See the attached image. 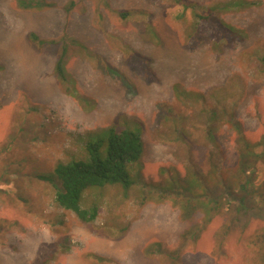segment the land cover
Masks as SVG:
<instances>
[{"label":"rangeland","instance_id":"rangeland-1","mask_svg":"<svg viewBox=\"0 0 264 264\" xmlns=\"http://www.w3.org/2000/svg\"><path fill=\"white\" fill-rule=\"evenodd\" d=\"M47 1L25 10L0 0V264L263 262L252 244L263 217L226 235L225 214L201 229L200 212L184 220L171 200L150 197L214 160L234 174L240 135H264V0ZM64 46L67 89L54 72ZM125 127L142 134L141 180L128 194L88 190L82 203L99 212L82 221L36 175L85 158L88 141L105 152L110 129ZM256 168L259 185L264 162Z\"/></svg>","mask_w":264,"mask_h":264},{"label":"trees","instance_id":"trees-1","mask_svg":"<svg viewBox=\"0 0 264 264\" xmlns=\"http://www.w3.org/2000/svg\"><path fill=\"white\" fill-rule=\"evenodd\" d=\"M237 2H231V5H237ZM17 4L25 10L43 9L53 5L47 0H17ZM28 36L33 42L46 43L45 39H41L33 31ZM66 55L67 46H64L54 66V72L64 88L68 80ZM65 91L78 97L75 92ZM233 127L241 134L239 122L235 121ZM238 144L239 154L233 167L234 174L228 175L226 170L222 172L221 166H218L215 160L206 172H201L193 166L189 174L180 179L179 187L165 189L164 185L161 188V184H154L159 191L153 192L150 200L158 202L171 200L173 206L179 207L180 217L184 220H189L200 212L201 229L211 223L217 215L225 214L226 221L222 228L226 235L237 224L239 225L238 220L242 217L253 215L264 218V181L257 185L254 180L257 172L256 164L260 161L264 162V135L257 141H250L242 133L238 138ZM101 147V141H88L85 146L87 152L85 158L59 162L53 173L36 175L37 178L51 183L56 189L58 204L64 209L75 212L82 221H94L99 212L97 204L89 207L83 205L88 190L120 185L128 194L141 180L140 177L136 180L132 174L133 165L140 161L144 153L141 132L130 127H125L121 131L111 128L106 151H101ZM188 176L189 178L184 179ZM144 183L149 185L148 182ZM256 194L259 195L260 200L254 198ZM148 195L145 192L142 203L147 201ZM191 232L195 231L188 228L180 238L188 237ZM252 241V244L259 246V256L263 258L260 264H264V227L252 236ZM150 249L152 250L153 246ZM96 257L105 259L102 256Z\"/></svg>","mask_w":264,"mask_h":264}]
</instances>
